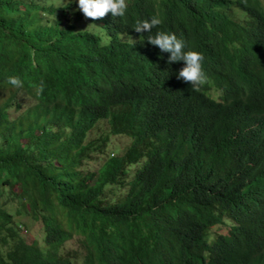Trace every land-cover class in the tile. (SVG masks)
Masks as SVG:
<instances>
[{
    "label": "trees",
    "instance_id": "1",
    "mask_svg": "<svg viewBox=\"0 0 264 264\" xmlns=\"http://www.w3.org/2000/svg\"><path fill=\"white\" fill-rule=\"evenodd\" d=\"M127 3L91 20L73 0H0V264H264V5ZM153 15L151 34L203 53L200 92L132 29Z\"/></svg>",
    "mask_w": 264,
    "mask_h": 264
},
{
    "label": "clouds",
    "instance_id": "2",
    "mask_svg": "<svg viewBox=\"0 0 264 264\" xmlns=\"http://www.w3.org/2000/svg\"><path fill=\"white\" fill-rule=\"evenodd\" d=\"M242 2H246V0H242ZM127 8V0H78V9L83 13L86 19L91 20L103 19L109 13L112 17L123 18L126 15ZM162 23L163 20L161 18L153 15L149 19H137L132 25V29L140 33L141 36L148 33L145 41L157 47L162 53H166V60L169 64L178 65V74L176 78L190 84L192 91L200 92L202 87L208 82V76L203 68V53L197 49L187 47L185 40L178 37L175 33L161 30L157 31L155 34H151L152 30ZM129 38L132 40L131 37ZM6 83L14 89H22L24 87V81L18 76L7 77ZM30 87L33 88L37 97H41L45 89V84L44 81L41 80L38 84L31 83ZM128 88L129 85L120 89L127 92ZM212 95L218 97L214 92ZM224 222H228L229 224L228 232L226 234H216L214 237H211L209 233L210 229ZM232 224L233 222L224 216L222 222L208 229V242L211 243L218 235H227Z\"/></svg>",
    "mask_w": 264,
    "mask_h": 264
},
{
    "label": "rangeland",
    "instance_id": "3",
    "mask_svg": "<svg viewBox=\"0 0 264 264\" xmlns=\"http://www.w3.org/2000/svg\"><path fill=\"white\" fill-rule=\"evenodd\" d=\"M73 2H74L75 10H77L78 9V0H73ZM261 2L264 5V0H261ZM55 3H58V0H55ZM61 6L65 10H68L70 8L68 3H64ZM10 111H11V115L15 114L13 109H10ZM21 114H24V113H21ZM95 135H96V129H93L91 131V133L89 134V137L93 138V137H95ZM128 142H130V139L124 135H111L110 136V142H109L105 152L109 153L112 151H118L121 147H123ZM121 153H123L122 148H121L120 154ZM100 165H101V162L98 159L97 161L90 162L88 165V169L89 170H95ZM10 209L13 210V207H11ZM23 219L27 223L28 230L30 231V233L33 234L38 239L39 242H42L43 236H44L42 226L39 223L33 222L27 218H23ZM228 229H229L228 222H224L222 224H219V225L212 227L210 229L209 233H210L211 237H214L216 234H226L228 232ZM74 247H75V243L73 241L69 242L66 246L67 249H71Z\"/></svg>",
    "mask_w": 264,
    "mask_h": 264
}]
</instances>
